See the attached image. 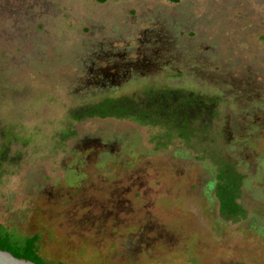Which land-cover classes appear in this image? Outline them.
Segmentation results:
<instances>
[{"label":"rangeland","instance_id":"1","mask_svg":"<svg viewBox=\"0 0 264 264\" xmlns=\"http://www.w3.org/2000/svg\"><path fill=\"white\" fill-rule=\"evenodd\" d=\"M119 51L154 66L117 95L159 83L217 99L203 139L67 118ZM5 142L0 222L40 233L47 261L264 264V0H0V158ZM239 184L233 221L215 189L232 210Z\"/></svg>","mask_w":264,"mask_h":264},{"label":"trees","instance_id":"2","mask_svg":"<svg viewBox=\"0 0 264 264\" xmlns=\"http://www.w3.org/2000/svg\"><path fill=\"white\" fill-rule=\"evenodd\" d=\"M87 74V76L85 74L86 78L82 89L78 93L82 104L71 108L67 115L69 120L79 121L90 117L129 119L142 125L165 128V136L169 140L174 137H181L193 145L206 136L205 131H208L217 112L218 101L215 97L195 92L192 89L165 87L159 83H150L132 93L117 95L109 91L110 86H102L96 83L92 71ZM96 92H102V94L99 93V96H95ZM80 94L84 96H80ZM207 119L210 121L206 123ZM66 132V135H62L63 138L75 134L71 127L67 128ZM13 140H16L14 135H12L9 143H12ZM6 146L5 142L3 155L0 158L1 163L7 158L8 148ZM215 181L213 180L211 184H214ZM240 187L241 184L234 189V208L232 210L227 207L225 201L227 196L222 193V185L218 187L219 189H215L220 197L221 213L233 221L246 217L245 209L238 202ZM40 239V233L23 235L0 222V249L10 251L16 257L26 258L37 264H64L61 261H47L42 256L39 245Z\"/></svg>","mask_w":264,"mask_h":264},{"label":"flooded vegetation","instance_id":"3","mask_svg":"<svg viewBox=\"0 0 264 264\" xmlns=\"http://www.w3.org/2000/svg\"><path fill=\"white\" fill-rule=\"evenodd\" d=\"M127 53L128 51H119L114 54L107 53L106 55H102L100 57L101 64L95 63L94 65H97V67L91 70L94 78H96L95 82L102 86H119L130 78L136 79L140 75L142 76L149 66L150 68L154 66L151 57H149L150 54L148 55L146 52H144L143 57L135 60L131 57L129 59ZM107 81L108 83L106 84Z\"/></svg>","mask_w":264,"mask_h":264},{"label":"water","instance_id":"4","mask_svg":"<svg viewBox=\"0 0 264 264\" xmlns=\"http://www.w3.org/2000/svg\"><path fill=\"white\" fill-rule=\"evenodd\" d=\"M0 264H37L26 258H19L12 252L0 249Z\"/></svg>","mask_w":264,"mask_h":264}]
</instances>
